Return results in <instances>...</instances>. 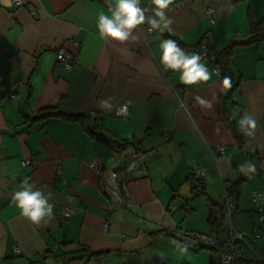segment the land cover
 Listing matches in <instances>:
<instances>
[{
	"label": "crops",
	"instance_id": "1",
	"mask_svg": "<svg viewBox=\"0 0 264 264\" xmlns=\"http://www.w3.org/2000/svg\"><path fill=\"white\" fill-rule=\"evenodd\" d=\"M115 4L0 3V91L11 89L0 95V264H209L212 250L190 246L181 233L222 237L225 221L211 232L207 204L222 203L225 188L241 174L246 180L233 222L245 234L257 229L251 192L264 191V0H173L165 9L172 20L165 30L186 53H200L195 44L202 36L215 50L236 44L229 58L239 84L232 100L242 116L248 113L256 121L254 154L221 121L217 97L226 90L206 60L201 62L211 79L185 85L179 71L161 64L165 38L159 29L149 32L147 22L127 41L101 38L98 16H111ZM208 6L215 11L213 25L204 15ZM140 7L147 9L146 16L154 15L151 0H141ZM252 24L258 37L249 41ZM60 47L72 54L71 70L56 59ZM121 102L128 106L127 115L116 116ZM49 106L87 115L111 144H125L124 156L131 150L144 154L136 170L125 172L127 206L120 195L107 194L101 175L87 163L96 156L108 166L119 158L110 160L108 145L77 122L33 120ZM217 146L224 148L222 154L214 150ZM25 159L30 164L23 166ZM245 163L255 171L243 168ZM198 167L205 169L208 182L203 193L194 192ZM25 179L34 190L51 194L53 215L39 225L13 202ZM169 204L177 209L169 211ZM64 207L71 210L69 216L62 215Z\"/></svg>",
	"mask_w": 264,
	"mask_h": 264
},
{
	"label": "built area",
	"instance_id": "2",
	"mask_svg": "<svg viewBox=\"0 0 264 264\" xmlns=\"http://www.w3.org/2000/svg\"><path fill=\"white\" fill-rule=\"evenodd\" d=\"M13 4L19 5L17 0H12ZM204 15L208 22L213 25L215 23L216 15L212 7L208 6L204 9ZM199 55L202 56V60H206L207 48L205 44L200 47ZM56 59L63 64L65 70H71L73 65L71 63L72 54L60 47L56 52ZM213 73L216 76H220V70L218 67H213ZM128 106L125 102L119 103L115 109L114 114L117 115L118 109ZM126 147H119L115 144L108 145L110 160L119 158V162L112 161L106 166L105 161L98 157H92L88 160V165L94 169L99 175L106 192L109 196L120 195L122 202L125 206L127 202V188L125 185V172L127 170H136L141 163L144 154L135 150H131L124 156V150ZM217 153L222 154L224 148L217 146L214 149ZM30 164L28 159L22 160L21 165L26 166ZM193 175L196 179L194 185V192L203 193L206 189L208 182L206 179V172L204 168H196L193 171ZM251 203L257 218V229L252 234H245L241 232L233 222V215L237 210V193L230 192L227 187L224 191V199L222 204L225 207V223L222 229L223 236L219 237L217 234H202L198 232H192L189 230H183L181 236L192 242L189 244L194 248H207L215 250L218 253L220 264H264V250L260 248V242L264 239V191H252ZM169 211H174L177 206L169 204L167 206ZM71 210L64 207L62 210L63 216H69ZM108 226V215H104V227ZM16 252L19 251L18 245L14 246Z\"/></svg>",
	"mask_w": 264,
	"mask_h": 264
},
{
	"label": "clouds",
	"instance_id": "3",
	"mask_svg": "<svg viewBox=\"0 0 264 264\" xmlns=\"http://www.w3.org/2000/svg\"><path fill=\"white\" fill-rule=\"evenodd\" d=\"M23 0H17L22 3ZM0 3L6 6L12 5V0H0ZM154 8L153 16H146L147 9L140 7V0H116L114 8H109L111 16L100 13L98 16L97 29L101 38H111L115 41L124 42L132 36V31L139 25L147 22L150 27L148 31L159 29L163 31L169 28L172 20L165 14V9L173 3V0H151ZM135 38V37H133ZM162 55L160 62L166 70L179 71L180 80L185 85H194L198 82L206 83L211 79L209 69L202 63V56L196 53H186L172 39H165L160 44ZM232 86L231 78L225 76L222 81V87L227 90ZM201 105L211 107V104L200 97H196ZM106 101L102 102L104 107ZM127 115V107L118 109L117 115ZM240 130L247 125L249 132L247 135H253L256 128V121L244 113L239 121ZM252 172L255 171L254 165H249ZM35 185L29 184L25 179L22 190L13 195V202L23 217L32 224L39 225L45 217L51 218L53 215V205L49 203L50 193L45 195L40 190H34Z\"/></svg>",
	"mask_w": 264,
	"mask_h": 264
},
{
	"label": "trees",
	"instance_id": "4",
	"mask_svg": "<svg viewBox=\"0 0 264 264\" xmlns=\"http://www.w3.org/2000/svg\"><path fill=\"white\" fill-rule=\"evenodd\" d=\"M141 2V0H140ZM252 31H253V37L249 41L257 40L258 37V30L257 26L252 24ZM162 35L165 39H172L174 40L179 46L183 45L175 36H173L170 32L163 30L161 31ZM248 41V42H249ZM202 44H205L207 48V56L206 61L209 65L212 67L216 66L220 70V76L224 78L225 76H228L231 78L232 86L230 89H227L225 93L219 94L217 97V104H218V114L223 122L224 126L231 132V134L235 137V140L239 145L247 144V146L252 150V154L255 153L254 150V142L251 137V135H247V132H249L247 125L244 126L242 130H240V125L238 122L242 118V114L238 108V106L233 102L232 96L234 91L238 88V80L235 79L229 65V58H230V52L232 46L236 44H231L227 46L223 50H215L212 45L209 44L208 41L204 40V36L201 37V39L195 44L198 45L200 48ZM241 44V43H237ZM11 93V89L1 92L0 95H8ZM231 105L232 111L234 113V116L232 115L228 105ZM60 118L67 122H77L79 123L84 130H86L89 135L100 142H103L107 145L111 144V141L102 133L100 132L97 127L94 125L89 124V117L82 113H67L63 112L58 109L57 106H49L41 108L37 111L36 115L34 116L33 120H41V119H48V118ZM119 147L125 146V144H116ZM251 165L250 163H245L243 165V168L246 166ZM246 180V176L241 174L240 177L232 182L227 189L230 192L237 193L241 187V185ZM208 223L210 225V231L213 232L215 230H219V228L223 225L225 221V207L222 203H216L209 201L208 204ZM161 234H167L166 232H160ZM159 233V234H160ZM209 264H220L218 253L215 250H212V255L210 258Z\"/></svg>",
	"mask_w": 264,
	"mask_h": 264
}]
</instances>
